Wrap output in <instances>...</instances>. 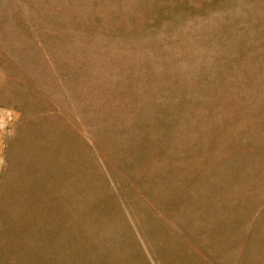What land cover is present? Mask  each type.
Segmentation results:
<instances>
[{"label": "rangeland", "instance_id": "rangeland-1", "mask_svg": "<svg viewBox=\"0 0 264 264\" xmlns=\"http://www.w3.org/2000/svg\"><path fill=\"white\" fill-rule=\"evenodd\" d=\"M0 264H264V0H0Z\"/></svg>", "mask_w": 264, "mask_h": 264}]
</instances>
